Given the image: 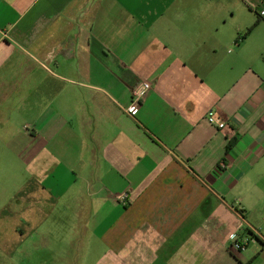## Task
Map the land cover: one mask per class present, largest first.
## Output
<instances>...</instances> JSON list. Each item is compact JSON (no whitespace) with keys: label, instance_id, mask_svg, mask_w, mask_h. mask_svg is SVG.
<instances>
[{"label":"crops","instance_id":"crops-1","mask_svg":"<svg viewBox=\"0 0 264 264\" xmlns=\"http://www.w3.org/2000/svg\"><path fill=\"white\" fill-rule=\"evenodd\" d=\"M263 4L0 0V264L260 258Z\"/></svg>","mask_w":264,"mask_h":264},{"label":"built area","instance_id":"built-area-1","mask_svg":"<svg viewBox=\"0 0 264 264\" xmlns=\"http://www.w3.org/2000/svg\"><path fill=\"white\" fill-rule=\"evenodd\" d=\"M258 17L264 21V4L261 6V8L258 10ZM151 84L150 82H142L140 83L133 91V100L131 107L128 109L130 113H135L141 106L144 101V98L146 94L151 90ZM208 122L218 128L219 130H223L224 128L227 127L226 121L222 119L216 111H210L207 116ZM127 199V194H120L116 196V201L122 202ZM248 240L243 242L240 241L239 239H236L233 242V249L236 252H243L247 245H248Z\"/></svg>","mask_w":264,"mask_h":264},{"label":"rangeland","instance_id":"rangeland-1","mask_svg":"<svg viewBox=\"0 0 264 264\" xmlns=\"http://www.w3.org/2000/svg\"><path fill=\"white\" fill-rule=\"evenodd\" d=\"M2 157H4V161L8 162V164L10 165V167H8V172L2 171L1 175H2L3 181L4 180H9V181L10 180H16L17 173L13 169V167H11V166L17 165L16 156L15 155H7V156H2ZM255 241H258V240H255ZM250 248L251 247H249V249ZM248 264H264V251L261 253L260 258L258 257V259L255 262H248Z\"/></svg>","mask_w":264,"mask_h":264}]
</instances>
